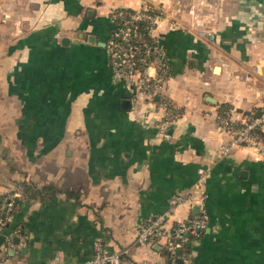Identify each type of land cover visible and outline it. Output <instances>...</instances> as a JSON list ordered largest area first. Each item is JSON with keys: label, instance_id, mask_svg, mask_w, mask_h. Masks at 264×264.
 I'll return each instance as SVG.
<instances>
[{"label": "crops", "instance_id": "1", "mask_svg": "<svg viewBox=\"0 0 264 264\" xmlns=\"http://www.w3.org/2000/svg\"><path fill=\"white\" fill-rule=\"evenodd\" d=\"M142 1L159 7L153 34L171 69L162 92L182 108L169 137L158 128L165 107L154 96L133 98L99 44L111 10ZM263 106L264 0H0V196L22 180L78 193L25 198L0 230V259L69 264L90 257L99 240L110 251L128 248L124 264H174L157 243L133 244L134 235L189 190L191 204L167 222L195 214L205 193L207 224L192 241L191 264H264L262 154L218 152L234 132L222 119L239 125ZM200 166L210 175L198 187Z\"/></svg>", "mask_w": 264, "mask_h": 264}, {"label": "built area", "instance_id": "2", "mask_svg": "<svg viewBox=\"0 0 264 264\" xmlns=\"http://www.w3.org/2000/svg\"><path fill=\"white\" fill-rule=\"evenodd\" d=\"M118 8L113 9L110 17L111 31L103 43L108 66L116 80L130 87L133 98L153 100V96L162 92L164 87V79L158 69L169 63L164 44L153 34L157 17L160 15L154 12V9L159 7L142 1V4L134 7L132 11ZM144 32L150 38L144 39ZM199 34L209 40L215 37L213 31L207 29L200 30ZM257 72L256 66L251 71H246L244 80H254ZM165 116L166 109L163 118L158 122V128L164 136L169 137V128L174 119ZM236 124L230 117L222 119L221 125L234 132L228 140L220 143L219 154L227 155L241 147L253 148L262 154L264 162V106L258 115L244 121L241 127L237 128ZM197 174L195 185L201 187L210 175V168L200 166L197 168ZM188 192L189 190L182 195L170 197L167 210L140 221L136 227L133 244L157 243L164 249L171 263L179 257L177 249H181L183 244L189 241V237L198 236L207 224V213L202 204L204 192H201L197 199L200 202L197 213L168 224L169 215L177 206L189 201L191 204L192 196ZM18 194L19 189L16 188L8 195L5 214L0 212V230L4 227L8 212L13 206V196ZM94 244L95 249L90 257L69 264H124L128 248L110 251L105 249L99 240ZM0 264H5L4 259H0Z\"/></svg>", "mask_w": 264, "mask_h": 264}, {"label": "trees", "instance_id": "3", "mask_svg": "<svg viewBox=\"0 0 264 264\" xmlns=\"http://www.w3.org/2000/svg\"><path fill=\"white\" fill-rule=\"evenodd\" d=\"M113 9L115 10V8H113ZM113 9L109 12L110 17L113 14L112 13L114 11ZM118 9H124V10H131L132 11V10H134V7L124 6L122 8H118ZM154 12L160 13L159 9H157V8L154 9ZM142 30L144 31L143 28H142ZM143 36L145 37L144 39L150 38V36L148 34H146L145 32H144ZM170 72H171V69H170L169 63L165 67L158 69V73H160L162 75V78L164 79V81H163L164 84L166 82V79L169 77ZM156 95H157L156 101L158 103L162 104L166 109V116L165 117H171L168 119L173 118L175 120L177 117H179L181 115L182 108L178 107L174 102H172L167 96H165V94L163 92L157 93ZM241 126H242V124H239V125L236 124L237 128L241 127ZM16 188L19 189V194L13 196V206H12L11 210L8 212V216L13 214L15 212L16 208L25 202V198H31V197L32 198H38L42 202H47V201L53 199L55 197L56 193L60 192V191H64L69 196L78 198V193L75 190L68 189V188H65L62 190L61 188L57 187L54 183H45V184L41 185L40 187H36L33 184H30L29 182L22 180V181H19V183L14 188V190ZM13 191H11L9 193L1 194V196H0V206L2 207L0 212L2 214H5L4 213L5 203H6V200L8 199V195L12 194ZM8 216H7V218H8ZM7 218H6V222H5L4 227L8 225V219ZM14 230H16V233H14V234H17L20 232L19 228H16ZM201 233L196 237H189V241L186 242L185 244H183V246L181 247L180 256L178 258L182 259V264H191V256H190L191 244H192L193 239H196L197 237H199L201 235ZM163 251H164V249H163ZM164 254L167 256L165 251H164ZM167 258L169 259L168 256H167ZM184 258H185V260H183Z\"/></svg>", "mask_w": 264, "mask_h": 264}, {"label": "water", "instance_id": "4", "mask_svg": "<svg viewBox=\"0 0 264 264\" xmlns=\"http://www.w3.org/2000/svg\"><path fill=\"white\" fill-rule=\"evenodd\" d=\"M87 40L88 41H95V36L93 35V34H89L88 36H87ZM99 44L100 45H103V42L101 41V42H99ZM217 68V67H216ZM157 97V95L155 94L154 95V98H156ZM207 98L208 99H213L211 96H209V95H207ZM130 105V101L128 100V99H123L122 100V106H124V107H128ZM260 113V111L258 112V113H256V115H258ZM197 210H198V206H194L193 208H192V213H196L197 212ZM14 241H18V238L17 237H15L14 238ZM180 251H181V249H177V253H180ZM169 262H170V260H169ZM173 263L174 264H182V259H180V258H176L174 261H173Z\"/></svg>", "mask_w": 264, "mask_h": 264}]
</instances>
